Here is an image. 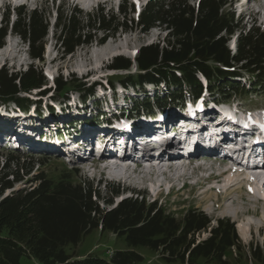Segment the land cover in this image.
Here are the masks:
<instances>
[{"label": "trees", "instance_id": "obj_1", "mask_svg": "<svg viewBox=\"0 0 264 264\" xmlns=\"http://www.w3.org/2000/svg\"><path fill=\"white\" fill-rule=\"evenodd\" d=\"M190 1L150 0L137 23L134 18L128 20V10L135 11L132 5L120 7L121 18L104 14L103 10L85 17L83 12L72 10L57 18L55 37L69 55L89 43L97 32L104 34V43L135 23L143 32L157 25L164 27L168 31L167 47L142 49L137 63L139 72L128 78L135 86L164 83L169 95L165 100H156L159 106L176 105L187 96L198 98L203 92L200 76L209 81L211 92L218 91L222 97L232 92L245 93V87L232 80L238 76L237 71L230 69L235 66L253 79L249 87H263L264 31L252 27L241 32L233 54L227 37L236 34L238 25L230 0H200L196 7ZM8 29L6 21L0 29V50ZM48 30L46 15L38 10L18 12L12 28L29 44L33 60H43ZM116 65L118 69L130 68L129 61L121 58ZM16 77L1 74L0 91H31L45 79L42 72L33 69L18 77V85ZM58 86L61 91L66 88L60 81ZM17 103L22 108L26 106L24 100ZM140 107L152 112L149 100L140 102L137 108ZM11 158V164L0 166V264H20L23 257L40 264H145L147 254L156 257L154 264H232L229 257L238 259L242 252L248 258L243 259L245 264H264V250L253 244L246 250L229 219H217L212 226L206 214L192 208L178 218L141 196L124 199L105 211L99 205L105 199L98 190L87 181H72L77 170H65L58 180L40 173L30 186L4 197L7 190L25 182L20 175L22 169L12 170L17 158ZM113 193L117 196L120 190L114 189ZM106 203L114 204L113 200ZM95 229L123 239L127 249L116 251L111 259L93 253L80 258L75 252H68L69 247H77ZM204 232L209 236L200 240Z\"/></svg>", "mask_w": 264, "mask_h": 264}, {"label": "rangeland", "instance_id": "obj_2", "mask_svg": "<svg viewBox=\"0 0 264 264\" xmlns=\"http://www.w3.org/2000/svg\"><path fill=\"white\" fill-rule=\"evenodd\" d=\"M83 1L86 4V8L81 7L78 0H37L35 3H24V1L14 0V4L22 6L20 9L22 13H30L36 7H42L45 10L44 13L49 22V30L45 39L43 60H33L31 58L29 44L12 32L11 25L4 39L3 48L8 44L11 46L12 51L10 52V56L0 58V76L1 74L8 77L17 76L15 82L18 85V77L26 71L33 69L38 73L42 72L45 78V87L39 90L25 91L21 89L17 90L15 94H5L0 91V166L3 163L5 165L11 164L8 159H12L10 155L12 152L17 158L14 166L12 165V170L15 171L17 168L22 169L20 170V175L24 176L25 180V182H20L15 185L14 189L7 191L5 196L10 195L13 191H17L26 185L30 186V182L40 173H44L47 177L55 180H58L62 176L65 172V167L58 163V160H63L66 156L65 152L60 150L59 146L71 145V140L64 137H69L71 134H78V132L72 130L63 134L62 138L65 140H58L55 134L58 130L68 128L72 124L70 122L79 123L82 122L81 119H91L98 114L97 112L102 110L110 112L111 107H123L124 112L116 111V115H122L124 120L128 121L132 117L136 118L131 113V108L138 101L149 98L153 102L155 96L162 98L168 95L169 90L163 84L158 86L153 84L135 86L128 79L129 76H135L139 72L137 63L142 49L151 46H158L160 49L167 47L168 31L164 27L157 25V27L143 32L136 25V22L132 25L131 29L127 31L120 30L114 37L107 38L104 43H101L104 34L97 32L89 43L77 47L69 55L65 53L61 43L55 37L57 30L55 26L53 27V19L57 14V10L59 11V17L61 13L65 15L72 10L73 12H83L82 15L84 17L89 13L93 14L98 10H103L104 14H113L117 18H121L119 5L123 3L128 4V6L133 5L136 9V14L128 10V20L131 18L137 20L138 13L145 7V4L149 0ZM2 2L4 3L2 4ZM231 2H233L232 11L235 13L238 29L234 36L227 37V46L235 54L237 52L238 36L241 32L244 34L251 27L264 30V23L261 22L260 18H256L251 23V20L246 16L243 18L239 17L241 11L239 6L241 2H243V5L246 3L250 5L254 3L258 8H264V3L260 2V0H231ZM10 3V0H0V14H10V22L12 23V20L17 19L19 10L15 9V6ZM189 4L196 6L197 1L191 0ZM128 24L130 25V22ZM1 26H3V23ZM110 52L114 53L111 54ZM119 58L129 61L131 69H118L116 67V60ZM234 70L238 73V77L234 78V83L242 84L247 93L250 83H254L253 79L249 75L240 72L239 68H234ZM45 71H49L50 75L48 76ZM58 81L66 86L64 91L59 89ZM214 92L215 95H205L201 104L203 105L204 102H207L218 109L211 106L206 113L214 114L215 112L224 115L223 113L226 110H222L223 107L218 106V101H224L229 102L233 106L235 104V107L238 106L240 108L238 111L240 112L243 111L241 109H245L246 113L250 112L248 110H251L255 113L250 115L254 116L255 119L264 120V86L250 88L249 94L239 92L225 97L218 94V91L214 90ZM18 100H24L26 106L24 108L18 106ZM200 110L202 111V107ZM232 111L235 112L234 110H230L231 115H233ZM158 113L160 115L161 112L158 111ZM106 118L108 119L109 116H106ZM107 119L103 117L98 118V121L102 123L97 124V126L87 127L85 130H89L92 136L108 133L109 127L104 126ZM138 120L141 121V119ZM219 126L222 125H209L207 129L199 127V130L203 131L204 136H208L211 129L213 131V128H219ZM50 134H52L54 140L49 137ZM122 134L124 136L131 135L133 134V130L129 127ZM7 137L13 138L15 145L6 142L4 139ZM59 138L61 137L59 136ZM75 139L77 138L73 137V140ZM26 156H33V158H25ZM92 167L96 168L95 171L79 170L78 175L72 177V181H87L94 190H98L101 197L105 199V202L103 200L99 201L101 209L105 211L115 207L122 199L128 197L136 198L137 195L135 193L141 192L144 193V199L147 202L151 203L156 200L158 206H163L168 213L178 218L186 210L192 208L205 213L213 221L222 218L229 219L235 223L241 243L246 250L251 244L258 245L264 250L263 221L261 222L259 218H253L251 216L242 217L241 215H236V217L234 214L235 208L243 206L242 201H238L236 205H232L231 202L224 200L223 195H221L222 193L218 195L214 193L208 194L209 199L207 202L202 201L205 200L203 196H198V194L208 190L206 183H208L209 179L199 181L198 186L195 187L193 186V182L191 184L189 183L184 191L177 192V190H173L167 195L168 187L172 185L170 179L166 178L165 182H163L165 186L163 189L162 187L158 188L157 180L152 177L148 183L145 179L141 181L137 177V179H133L127 184H120L119 182L106 178L105 175L100 177L98 175L100 169H97L101 168L99 165L94 164ZM186 169H190V166H185L184 170ZM191 170L197 173L195 169ZM127 187L132 189L133 192L115 198V194L113 193L114 189L123 191ZM217 190L221 191L219 189ZM217 198L223 204V207L219 210L213 208L214 202H216L215 199ZM93 199L96 200L95 197ZM111 200H113L114 205H107L106 202ZM248 204H250L249 208L251 210L257 208L261 212L264 210V202L262 201L261 203V200L257 203L250 202ZM250 221H254V223L260 222L261 224L260 226H248L247 222ZM241 228L245 233L244 237ZM206 237H208V233H203L200 239ZM126 249L127 247L123 239H118L111 233H102L101 230L95 229L77 247H69L67 250L69 253L75 252L81 258L91 253L102 258H108V251L116 252ZM229 259H232L230 261H234L232 264H245L244 260H248L245 252H242V255H238V259L234 255H231ZM145 260V264H154L156 257L147 254L145 255ZM20 264L40 263L35 259L23 257Z\"/></svg>", "mask_w": 264, "mask_h": 264}, {"label": "bare ground", "instance_id": "obj_3", "mask_svg": "<svg viewBox=\"0 0 264 264\" xmlns=\"http://www.w3.org/2000/svg\"><path fill=\"white\" fill-rule=\"evenodd\" d=\"M22 1H24V3H26V2L35 3L37 0H22ZM2 3H4V2H2ZM78 3L81 5V7L86 8V4H85V2L83 0H78ZM245 11H247V9H245ZM11 51H12L11 46L6 44V46L4 48H2V50H0V58L10 56V52ZM110 53L112 54L114 52H110ZM208 107H209L208 105H205V108H208ZM122 108L123 107H121L119 109H122ZM232 113H233L234 116L236 115L235 112L232 111ZM178 115L179 114H177V116ZM182 115H184V114H182ZM203 115L206 116V117H211L212 113L204 112ZM180 119H181V116H179L178 120H172V122L173 123H179ZM182 120L183 119H181V121ZM216 120H218V123L215 122L216 125L226 126L228 124V122L226 120L222 119V118H220V119L217 118ZM137 122H140V121L137 120ZM129 123H131V120L129 121ZM130 125H131V127L133 129H137V130L141 129V128H139V126L137 124L131 123ZM158 127L159 128H163L162 131H164L165 134H164V136L162 138H158L157 136H155V138H156L158 144L162 142V146H161L160 152L161 153H165L170 148L169 146H171V145L165 144L166 141H171L170 144H172L173 146L176 143L175 135L173 133L175 131H177V130L185 132L189 126L187 124H180V125L176 126L175 128H173V127H170L168 125L162 124V125H159ZM207 127H209V126H207ZM207 127H206V129H207ZM111 130H113V129H111ZM85 132H86V130H85ZM150 132H152V130H150ZM113 133L116 134L117 132H113ZM73 135L74 134H71L70 136L67 135V136L72 137ZM212 135H214V134L212 133ZM184 137L193 138L195 136H188V134H185ZM218 138H219V136H216L215 141ZM217 141H219V140H217ZM142 142H143V140H142ZM145 143H147V141ZM100 144H101L100 148L103 150L104 147L107 145L106 138L100 139ZM83 145L85 146L84 147L85 150H87V151L90 150L89 149L90 143L87 144L86 142H84ZM119 145H120V142H118L116 144V146H118V147H119ZM142 145H143L142 143H139L138 145H134V147H137V148H134V149L137 150V151H142L143 150L142 147H141ZM197 146H198V144L193 143L192 145H190V149L192 151H197V148H196ZM124 147L127 148V149H130V147L128 145L124 144ZM103 152H106V150L102 151V153ZM142 154L143 155H148L149 152L147 153V150L145 149L142 152ZM139 155H141V153H139ZM201 157H203V156H201ZM112 158H114V157H112ZM127 162H130V161L127 160ZM108 163H116V162L110 161ZM155 163H157V162H155ZM243 175L244 174H240V172H237V171L227 170L226 173H221L220 175H218L217 177L214 178L217 181V184L223 185L222 190L219 189L221 191H218L216 188H208V190H205L203 193L198 194V196H203L205 198V200H202V201L203 202H207L208 199H209V195L208 194L214 193L215 195H218V194L222 193L221 195H223L224 200L227 201V202H231L232 205H234V204L236 205L238 203V201H242L243 202V206H240V208L237 207V208L234 209L235 216L236 215L237 216L241 215L242 217L251 216L253 218H259L260 221L261 222L263 221V224H264V210H263V212H261L258 208L254 209V210L253 209L251 210L249 208L250 204H248L250 202L257 203L260 200H261V203H262V201L264 202V191L261 189V186L258 185L256 177H253L251 175H245L244 178H243L242 177ZM240 177H242V178H240ZM209 182H211L210 179L208 180V183ZM161 185H162L161 182L157 183L158 188L161 187ZM155 191H154V193L156 194ZM159 193H160V191H159ZM233 194H235V195H233ZM215 201L216 202H214L213 208L216 209V210L221 209L223 207V204L221 203V201L218 198L215 199ZM263 206H264V204H263ZM225 207H227V206H225ZM228 209H230V208H228ZM209 212H210V210H209ZM247 224H248V226H254V225L260 226L261 223L260 222L259 223H257V222L254 223V221H250V222H247ZM241 232L243 233V237H244L245 233H244L243 229L241 230Z\"/></svg>", "mask_w": 264, "mask_h": 264}]
</instances>
